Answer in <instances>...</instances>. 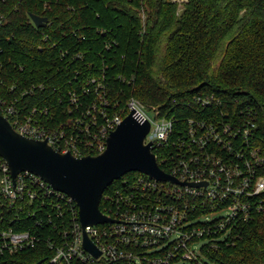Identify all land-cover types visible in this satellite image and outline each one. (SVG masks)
Returning <instances> with one entry per match:
<instances>
[{
  "label": "trees",
  "instance_id": "trees-1",
  "mask_svg": "<svg viewBox=\"0 0 264 264\" xmlns=\"http://www.w3.org/2000/svg\"><path fill=\"white\" fill-rule=\"evenodd\" d=\"M31 15L47 18L46 27ZM0 93L22 117L36 110L51 130L94 116L100 126L102 111L113 117L135 99L159 109L182 138L200 123L255 129L251 146L264 157V0H0ZM174 150L171 142L161 152ZM142 176L129 173L106 189L101 211L112 208L107 195ZM50 202L5 212L0 231L30 232L38 243L5 252L0 264H49L51 245L71 239L78 207ZM253 202L252 219L202 246V264H264V192Z\"/></svg>",
  "mask_w": 264,
  "mask_h": 264
},
{
  "label": "built area",
  "instance_id": "built-area-1",
  "mask_svg": "<svg viewBox=\"0 0 264 264\" xmlns=\"http://www.w3.org/2000/svg\"><path fill=\"white\" fill-rule=\"evenodd\" d=\"M211 103L209 99L203 101L204 105ZM132 111L151 125L145 144L152 145L159 166L165 164L169 169L167 174L187 185L158 182L143 174L129 190H117L106 196L105 201L112 208L109 214H104L114 223L85 229L101 252L98 258L83 248L79 217L71 239L63 245H51L56 249L49 264H202V246L197 247L201 241L223 240L240 222L252 219L253 200L264 192V174H261L264 157L250 142L255 129L200 123L198 129H188L182 138L175 136L174 122L162 117L159 109H147L132 99L126 109L113 117L102 111L100 126L98 117L94 116L87 125L80 118L51 130L36 119V110L22 117L17 101L8 102L0 93V114L8 118L16 132L33 140L47 141L57 152L71 153L77 158L102 154L110 134ZM171 142L176 150L170 156L163 155L161 150ZM53 197L77 206L69 196L55 191L32 173L24 172L13 179L0 157V225L6 222V211H23L19 205L38 201L43 206L51 205ZM194 214L199 216L192 219ZM0 239V261L5 252L32 249L38 243L34 234L4 226ZM137 250L158 252L159 256L137 255Z\"/></svg>",
  "mask_w": 264,
  "mask_h": 264
},
{
  "label": "water",
  "instance_id": "water-1",
  "mask_svg": "<svg viewBox=\"0 0 264 264\" xmlns=\"http://www.w3.org/2000/svg\"><path fill=\"white\" fill-rule=\"evenodd\" d=\"M31 19L37 28L46 27L48 23L47 18L37 15H31ZM150 126L132 111L110 134L107 149L102 154L77 158L71 153L57 152L47 141L20 135L8 118L0 114V157L9 167L13 179L24 172L32 173L76 202L83 230V248L98 258L101 252L88 238L85 229L115 222L100 209L106 189L133 172L145 174L158 182L187 185L164 172L152 145L145 144Z\"/></svg>",
  "mask_w": 264,
  "mask_h": 264
},
{
  "label": "rangeland",
  "instance_id": "rangeland-1",
  "mask_svg": "<svg viewBox=\"0 0 264 264\" xmlns=\"http://www.w3.org/2000/svg\"><path fill=\"white\" fill-rule=\"evenodd\" d=\"M178 1L180 4L187 2L188 0H175ZM149 115H152V113L148 112ZM207 241H201L197 247L203 246Z\"/></svg>",
  "mask_w": 264,
  "mask_h": 264
}]
</instances>
